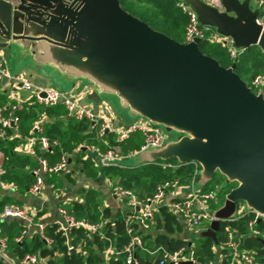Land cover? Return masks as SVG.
I'll return each instance as SVG.
<instances>
[{
	"label": "water",
	"instance_id": "1",
	"mask_svg": "<svg viewBox=\"0 0 264 264\" xmlns=\"http://www.w3.org/2000/svg\"><path fill=\"white\" fill-rule=\"evenodd\" d=\"M179 1L200 25L228 39L229 47L257 46L264 53V29L251 0H220V8ZM201 39L174 41L125 12L118 0H0V51L9 49L13 67H47L46 75L55 71L60 83L72 81L71 75L88 80L97 86L88 95L93 103L100 101L101 86L108 95L117 89L127 99L120 102L123 109L165 133H182L178 142L167 140L114 165L175 158L199 165L197 191L216 169L225 183H236L199 233L218 251L220 223L237 216L239 201L264 217V98L234 72L235 63L224 68L202 54ZM162 147L169 152L147 153ZM254 239L264 248V241Z\"/></svg>",
	"mask_w": 264,
	"mask_h": 264
},
{
	"label": "trees",
	"instance_id": "2",
	"mask_svg": "<svg viewBox=\"0 0 264 264\" xmlns=\"http://www.w3.org/2000/svg\"><path fill=\"white\" fill-rule=\"evenodd\" d=\"M118 2L125 12L139 19L152 30L162 33L174 41L184 43L188 17L179 0H118ZM200 26L203 27L204 37L198 43L199 51L215 59L224 68L235 63L234 72L254 93L262 92L264 98V83L257 87L252 85L256 75L264 74V53L261 49L253 46L250 49L240 51L235 58H231L225 46L213 41L211 36L207 35L209 29ZM40 113L45 114L49 119L48 122L41 124L42 135L47 137L49 141L56 140L58 146H52L42 151L37 143L35 155L30 156L14 150V147L20 142L12 135L13 130L6 129L5 137H0V151L3 154L1 166L3 174L0 178L2 181L15 184L20 193H24L34 181L32 170L39 165L37 156L42 155L47 160L48 165L52 166L59 160L62 152H72L73 148L77 147L83 140L91 142L101 151H105L108 147L119 146L123 155L139 151L143 143V138L139 134H132L127 140L121 142L117 140L114 133H105L102 137H97V124L86 119H67L68 113L62 106L45 107L37 104L33 110L31 108L27 111L22 109L19 115L17 114L19 118L18 131L21 135L27 138L36 135L31 133V127L33 122L37 120L36 115ZM194 171L192 162L178 163L175 158H169L144 162L136 166L114 165L108 167L105 173L112 178L115 186L132 191L139 199H145L152 195L157 184L167 180H177L180 185H189L193 180L196 183L198 173L195 175ZM215 174L201 187L200 192H215L214 189L208 188V184L212 182ZM44 178L49 182L56 181V184L62 185L61 179L51 171H48ZM224 184L226 186L231 185V183H225V179ZM236 186V183L234 186L232 185L225 196ZM219 189L215 193L217 200ZM99 199V194L96 191L87 190L83 203L70 201L64 205L66 211L76 219H87L93 223L104 222L100 230L101 235H87L82 229L72 231L69 242L76 250L75 253L67 251L66 238L61 235L58 225H47L45 228V233L53 240L49 246L39 237L37 232L25 235L20 241H16L22 231L25 230L23 223L16 219L0 222V235L6 239L7 253L9 252L18 261H21L28 254H33L45 259L46 264H103L101 253L106 246L111 244L121 249L127 244L128 237L125 234L124 217L130 212L116 213L112 217L108 207H100ZM217 200L209 203L210 209ZM7 203L8 200H0V212ZM253 216L254 213L248 211L237 222H221L217 233L218 243L223 239V228L226 224L231 227H239L243 233H246V224L253 219ZM155 219L158 227L163 226L167 235H159L154 241H150V236L138 231L142 236L144 248L152 251L162 246L176 250L190 244L172 237L175 233L181 232V227L177 217L167 208H161ZM255 227L264 230V219L257 220ZM191 244L197 263L210 264L214 261L215 247L211 239L199 238L195 242L191 241ZM244 247L255 253L254 257L257 264H264V249L259 241L247 236L244 239ZM134 256L140 264L155 262L154 256L139 248L135 251ZM0 264L5 263L0 261ZM108 264H124V255L120 254L118 257L111 258Z\"/></svg>",
	"mask_w": 264,
	"mask_h": 264
},
{
	"label": "built area",
	"instance_id": "3",
	"mask_svg": "<svg viewBox=\"0 0 264 264\" xmlns=\"http://www.w3.org/2000/svg\"><path fill=\"white\" fill-rule=\"evenodd\" d=\"M203 1L217 8L221 6L220 0ZM257 1L259 13L256 23L264 29V0ZM181 6L188 17L187 25L185 26L184 43L190 42L195 37L203 38V27L198 23L194 12L182 4ZM211 39L225 46L231 58H235L240 52V50L229 47L227 45L228 39L216 33L211 36ZM4 79L12 81L11 83L15 85H20L27 91H31L36 100L45 107L62 106L66 109L68 114L76 120L86 119L97 123L98 137H102L108 132L115 133L118 141L121 142L127 140L132 134H140L143 138V143L139 151L149 147H161L167 141V134L161 127L154 126L144 119L132 121L121 127L120 130H115L105 114H95L89 107L79 104L71 92H63L52 87L35 85L21 75L13 76L6 68L5 62L0 59V85ZM262 83H264V74L256 76L252 81V85L256 87ZM19 109H21V107L15 105L12 107V111L9 115L4 116L3 109L0 108L1 138L5 137L6 129L17 130L19 118L15 115V112ZM42 132L43 129L40 124H33L31 133L36 135L27 138L23 145L16 148V151L25 155H34L37 143L42 151L52 146H58L56 140L49 141L47 137L42 135ZM96 155L105 168L123 159L119 146L109 147L105 151H97ZM38 163V167L32 170L34 181L27 190L28 195L32 197H39L43 192V185L45 182L44 175L48 171L59 175L66 172L69 168V159L64 154H62L59 160L52 166H49L45 159H39ZM192 164L195 168L194 174L196 175L199 170V165L196 162H192ZM1 174L2 171L0 169V176ZM179 186L180 184L177 180H167L157 184L148 202L140 200L130 190L123 189L120 186L112 187V194L115 197L123 199L130 211V214L124 217L125 234L128 237V242L121 249L111 244L106 246L101 253L104 261L103 264H108L111 258L118 257L120 254L124 255V264H140L138 259L134 256L138 248L154 256V264H179L184 261H191L192 264H199L194 257L193 251L186 247L170 250L161 246L152 251L144 248L142 236L138 233L139 229L148 230L151 226L155 225V205L171 197ZM12 187L14 188V186ZM189 187L191 193L187 198L170 201L166 206L168 211L180 220L183 227L193 229L202 226L204 223H210L214 219L212 212H210L209 203L216 200V194L213 191L202 193L195 190L194 180L189 184ZM58 211L62 217V223L58 225V230L61 235L66 238V246L69 253H75L76 251L69 242L74 229H82L87 235H101L100 230L103 226L102 223H93L87 219H76L72 214H69L65 208H59ZM247 213L248 212L237 213L235 218L226 219L222 222H237ZM253 213V219L246 224V233H243L239 227H231L228 224L224 226L223 239L218 243L219 250H215V252L219 254L220 264H257L254 257L255 253L244 247V239L247 236L259 238L264 241V230L255 227L256 221L264 219V217L257 212ZM8 219L19 220L25 226V230L22 231L20 237L17 238L16 241H20L23 236L27 235V228L33 223L31 215L28 214L26 210L12 205H5L0 212V222ZM46 226L47 225L40 223L37 224V234L49 246L52 244L53 240L45 233ZM0 261L5 264H16L9 258L6 239L1 235ZM19 264H46V260L40 258L38 255L28 254L19 261Z\"/></svg>",
	"mask_w": 264,
	"mask_h": 264
},
{
	"label": "crops",
	"instance_id": "4",
	"mask_svg": "<svg viewBox=\"0 0 264 264\" xmlns=\"http://www.w3.org/2000/svg\"><path fill=\"white\" fill-rule=\"evenodd\" d=\"M253 1L255 7L258 8V1ZM12 20L13 17H11V21ZM10 58H12V54L10 53L9 49L0 51V59L5 62V66L9 70L11 75H21L26 80L42 87L53 86L52 80H50L46 76L47 67L34 68L31 64H28L8 68ZM11 82L12 81L4 79L0 85V108L3 109L4 116H8L12 111V107L15 105H19L21 107V109L15 112V115L17 117L22 109H25L27 111L31 108L33 110L36 104L43 106L36 100L34 94L31 91H27L20 85H15ZM62 85L63 87L72 89V94L75 96L79 104L89 107L95 114H105L109 119L113 129L115 130H120L121 127L127 125L129 122L141 119L137 117V114H135L134 116L130 113V111H127L128 109L126 110L121 107L120 102H124L127 99L124 98L122 93H120L117 89H113L111 91L109 90L112 95H108L106 94V88L104 86H101V92L103 96L100 94V101L98 103H93L88 100V95L95 91V87H97L96 84H93L92 82L83 78H77L74 82L69 81L67 84L62 83ZM106 96H113L116 102L110 100L109 98H103ZM36 116L37 120L33 122L34 124L38 123L41 125L42 123L49 121L47 116L43 113L37 114ZM66 118L70 119L73 117L68 114ZM92 123L97 124L94 122ZM18 130L19 129L17 128V130L12 131V135L14 136V138L20 142L14 147L15 151L17 147L23 145L27 140V137L21 135ZM167 135L169 141L173 142H178L182 137V133L173 130L168 132ZM104 143L106 144V141H104ZM97 151L101 150L91 144V142L83 140L78 144L77 147L73 148L72 152H62L61 154L66 155L69 159L68 170L62 174L57 175L61 179L62 185L60 186L56 184V181L49 182L45 178L43 192L39 197H32L28 195V189L24 193H20L15 184L2 181L0 178V200H8V203L6 205L23 208L28 214L31 215L33 219L32 225L27 228V235L37 232L36 225L39 223L44 225H60L62 223V217L59 214L58 209L64 208V205L70 201L83 203L87 190H93L99 194L100 199L98 200V202L100 204V207H108L111 211L112 217L116 213L123 214L124 212L129 211L126 202L123 199L115 197L112 194V187L115 185L113 184V182H111L109 176L105 173L108 167H103L100 159L96 155ZM137 152L129 155L122 154L123 159H130ZM39 159L44 158L42 157V155H40L37 156L38 161ZM2 163L3 154L0 151V169L3 174V170L1 168ZM217 172H219L218 169H216V173ZM12 186H14V188ZM190 193L191 189L189 185H180L171 197L155 205V216L157 213H159V210L161 208H167L166 204L168 202L174 200H183L187 198ZM149 199L150 197L140 200L148 202ZM103 223L104 222H102V224ZM178 223L180 224L181 232L175 233V235H173L172 237L189 242L190 244L186 246V248L192 250L190 238L185 236L186 233L183 230L185 227L181 225L180 220ZM112 227L114 228V225ZM139 231H141L144 235L150 236V241H154L155 238L159 235H167L165 230L163 229V226L160 228L158 227L156 219L155 225L151 226L148 230L139 229ZM7 254L14 263L19 264V261L14 256H12L9 252ZM152 264H154V262ZM210 264H220L219 254L217 252H215L214 261Z\"/></svg>",
	"mask_w": 264,
	"mask_h": 264
},
{
	"label": "rangeland",
	"instance_id": "5",
	"mask_svg": "<svg viewBox=\"0 0 264 264\" xmlns=\"http://www.w3.org/2000/svg\"><path fill=\"white\" fill-rule=\"evenodd\" d=\"M250 6H251V8H255V4H254V1L253 0H251V4H250ZM207 29H209V31L207 32L208 34L207 35H209V36H212L214 33H215V30L213 29V28H208V27H206ZM10 64V63H9ZM10 67H13L11 64H10ZM259 75H262V74H258V75H256V76H259ZM50 80H52L53 82H52V84H53V86H52V88H57V90L58 89H60V90H62V89H64V87H63V85H62V83H60V81L59 82H57V80L55 79L56 77H58V74L54 71V73L52 74H50V72H49V74H47L46 75ZM255 76V77H256ZM254 77V78H255ZM77 78L76 77H74L73 75H71V76H69V78H68V80H72L73 82L76 80ZM256 91V90H255ZM68 92H71V93H73L72 92V89L70 90V91H68ZM103 96V95H102ZM103 98H109L110 100H112V101H114V102H116V100H115V98L113 97V96H106V97H103ZM167 134V133H166ZM140 135V134H139ZM167 140H168V142H167V144L168 143H170V141H169V139H168V135H167ZM172 142V141H171ZM166 144V145H167ZM166 148L165 147H162V148H160V149H156V150H149L147 153H151V154H155V155H162V154H164V152L166 151V153L167 152H169V150L170 149H167V150H165ZM109 179L111 180V182H112V178L111 177H109ZM197 182H199V175H198V180H197ZM234 186L235 185V183H231V185H228V186H226L225 184H224V178L217 172L216 174H215V176H214V178H213V180H212V182L211 183H209L208 184V188H210L211 190L212 189H214L215 190V193H217V191H218V189H219V197H218V200H217V202L216 203H213L212 204V207H211V209H210V212H212L214 209H216V208H218L219 206H221L222 204H223V202H224V200H225V193L227 192V190L231 187V186ZM216 207V208H215ZM248 209H247V207H246V204L244 203V202H242V201H239L238 202V208H237V213H242V212H248L247 211ZM178 222H179V220H178ZM209 224L210 223H204L202 226H200V227H198V228H193V229H188V228H184L183 230L185 231V236L186 237H188V238H190V241H196L197 239H199L200 237H199V233L200 232H202V231H204V230H206L208 227H209ZM180 225V224H179ZM202 230V231H201Z\"/></svg>",
	"mask_w": 264,
	"mask_h": 264
}]
</instances>
